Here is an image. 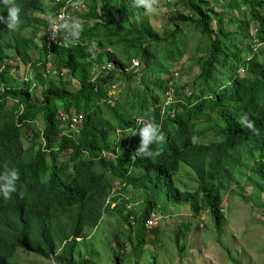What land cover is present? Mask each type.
Segmentation results:
<instances>
[{
    "label": "trees",
    "instance_id": "obj_1",
    "mask_svg": "<svg viewBox=\"0 0 264 264\" xmlns=\"http://www.w3.org/2000/svg\"><path fill=\"white\" fill-rule=\"evenodd\" d=\"M41 1L16 0L21 8V23L16 30H9L0 22L1 67L7 66L12 56L23 66L33 62L31 49L36 44L22 30L34 24L48 26V22L35 16L36 11L43 12ZM179 3L188 14L172 11L167 19L166 24L175 27L173 39L180 30L178 25L184 23L210 40L208 59L200 62L198 77L206 85L209 78L215 77L218 67L227 69L231 77L215 90L206 89L208 94L203 89L199 95L192 93L188 98L179 85L177 92L185 103L177 105L175 119H167L161 125L166 139L162 145H153L154 150L161 152L159 156H136L132 163L139 146L138 135L131 139L133 152L123 151L116 159L94 160L87 155L94 157L102 150L115 152L113 132L133 127L136 116L145 115L159 124L157 114L150 108L158 104L166 90L161 75L167 68L154 67L156 56L151 43L159 42L160 37L145 18L143 9L132 7V0H88L89 13L82 14V18L91 25L83 29L80 37L86 43L70 49L54 46V63L58 70L67 69L78 82L74 90L69 89L68 81H48L37 71L38 85H48L41 93V104L34 102L35 93L23 88L8 91L0 98V172L7 165L20 173L17 191L11 194V199L0 196V264H10L17 249L75 264V256L81 249L77 240L84 241L86 229L97 228L108 192L117 180L126 181L137 192L146 195L152 192V198L147 199L142 210L134 212L136 228L130 227L126 235L135 253L145 247L148 230L144 223L158 206V192L163 191L172 204L188 203L196 212L206 210L217 230L224 221L220 213L221 179L231 168L254 161L260 166L258 173L263 180L258 188L264 194L261 168L264 166V46L250 56L245 55L243 48L247 41L264 45V0H233L222 12L208 8L205 0H179ZM240 4L250 11L251 19L232 31L227 25L236 22L237 15L231 17V13ZM114 10L126 15L129 27L112 20ZM133 10L138 11L140 18H135ZM0 15L7 16L2 4ZM252 22L255 29L251 36L246 33L251 30ZM93 39L97 42L94 54L88 51ZM177 52L179 60L182 59L183 50ZM133 56L145 65L146 75L139 82L143 88L132 87L136 78L126 73L121 76L111 72L94 79L95 65L102 66L107 60L125 70ZM242 69L248 73L245 78L239 75ZM10 70L7 66L2 75L8 85L14 83L7 77ZM123 77L125 87L117 99L124 98L132 113H122L119 101L114 106L107 103L109 90ZM213 81H217L216 77ZM9 97L19 99L24 105L20 116L7 108ZM58 101L64 105V111L83 114L84 126L79 138L60 135ZM210 113L220 119V131L213 141L201 142L206 128L199 123L206 121ZM244 114L255 122L259 135L240 124ZM193 136L199 138L196 145L191 143ZM25 142L29 143L27 150ZM256 152H260L259 160ZM182 164L197 175L198 187L193 192L181 191L176 185L175 176ZM118 211L122 213L121 207ZM122 220L126 222L127 218ZM175 240L179 246V236ZM116 261L120 263L119 258Z\"/></svg>",
    "mask_w": 264,
    "mask_h": 264
},
{
    "label": "rangeland",
    "instance_id": "obj_2",
    "mask_svg": "<svg viewBox=\"0 0 264 264\" xmlns=\"http://www.w3.org/2000/svg\"><path fill=\"white\" fill-rule=\"evenodd\" d=\"M205 1L207 7L213 8L215 12H222L225 7L233 4V0ZM50 4L51 1L45 4L48 15L54 11ZM238 6L239 8L231 13V17L237 15L236 22H231L232 24L229 22L227 25L232 31H236L240 23H249L251 19L250 11L242 4ZM174 9L188 14L179 0H159L157 13L150 17L145 16L160 37L159 42L151 43V51L156 56L154 67L160 69L164 65L167 68V71L162 72L161 77L177 73L182 93L190 91L194 95H199L200 91L204 89L208 94L206 89H217L222 83H227L231 75L227 69L218 67L215 72L217 81L214 83L215 77L213 76L209 78V83L206 85L203 83V79L198 77L200 62L208 59L210 40L200 35L194 27L184 23L178 25L180 30L174 40L175 27L166 24ZM133 13L136 19L140 18L138 11L133 10ZM81 15L77 14L74 17L79 18L83 28L90 25L83 21ZM111 17L115 23H121L125 27L130 26L124 13L117 14L115 11ZM129 21L132 22V20ZM213 27L215 28V25ZM44 29L45 27L34 26L33 35L39 43L38 49L32 51L36 61L42 60L39 51L44 36L39 37L38 34L44 33ZM254 29L255 24L252 22V28L246 34L250 33L252 36ZM22 33L26 34V29H23ZM250 42L247 41L243 46L246 56L253 53V45ZM263 46L261 45L259 50ZM177 49L184 52L183 58L180 60ZM19 65V61L14 56L7 61L12 76L20 74L17 70ZM239 75L245 78L248 73L239 72ZM68 78L71 90L78 87V82L74 81L69 71ZM125 82L124 77L119 80V91H122ZM208 84L211 88H208ZM131 85L134 87L136 84L132 82ZM35 93L34 102L41 104L40 92L36 91ZM118 101L122 113H132L130 106L125 105L124 98L121 100L119 96ZM38 122L42 126L41 120ZM199 125L206 128V134L201 136V142L213 141L220 131V119L215 113H210L207 120L200 122ZM28 147L29 143L25 142V150ZM256 154L259 160L260 152H256ZM47 160L50 163V158ZM261 168L264 169V166ZM259 169L260 166L255 165L252 161L246 163L245 166L231 168L229 174L221 179L223 188L221 189L220 213L224 221L219 230L216 229L206 210L196 212L188 203L172 204L167 201L165 193L162 191L158 192L156 197L159 215L158 226L154 229V234H147L143 251L134 252L133 244L126 236L127 232L129 234V230L122 220L123 213L117 209L104 213L97 228L86 229V238L81 243L80 252L75 256V264H264V194H261L258 188V184L263 180L262 175L258 173ZM175 182L181 191L193 192L198 187L196 173L184 164L181 165L180 172L175 176ZM126 194L130 198V202L137 205V212L142 210L147 199L152 198V192L146 195L132 188H129ZM122 209L123 207H121V211ZM176 236L180 238L179 246L176 244ZM118 240H120L121 246ZM124 244H127L125 251H123ZM116 246L119 247L116 249ZM122 251L125 254H122ZM116 258L120 259V263L116 261ZM10 264L69 263L58 261L55 258H41L17 249Z\"/></svg>",
    "mask_w": 264,
    "mask_h": 264
},
{
    "label": "clouds",
    "instance_id": "obj_3",
    "mask_svg": "<svg viewBox=\"0 0 264 264\" xmlns=\"http://www.w3.org/2000/svg\"><path fill=\"white\" fill-rule=\"evenodd\" d=\"M84 3H85V6H86V10H84V11H74V12L68 11L67 12L68 8L77 9V8H80V7L84 6ZM158 3H159V0H132V7L138 8V9H143L144 15L146 17H150V16H153V15H155L157 13ZM0 4H2L4 6V8L6 9V12H7V16L6 17L3 16V15H0V22L5 23L9 30H16L19 27L20 23H21V20H20L21 8H20V6L17 4L16 0H0ZM52 8H54V11L52 13L53 17L50 18L49 21H47L45 19H42V20L48 22V26H41V27H45L44 33L38 34L39 37L44 36V38H43L44 41L42 42L43 44L41 45V50L39 51L42 60L36 61L33 58L32 50L36 51V49H38V47L36 45L35 48L31 49V55H32V58H33V62L31 64L26 65V66H23L19 62L20 65H19V68L17 69L18 72H20L19 75L12 76L11 72L8 73L7 77L11 78V80H13V82H14L12 85H8L6 81L2 80V75L4 74V71H5L7 66H5V67H1L0 66V68L3 69L2 73H0V87H2L4 84H7V87H8V88H6L5 92L0 93V98L6 96L8 91L18 90L20 88H23L24 91H28L29 93H35L36 91H39L40 94H41L42 91L44 90V88H46L48 85H46L44 87H41V86L38 85L37 78H36L37 71L41 73L42 77L45 80H48V81L49 80L60 81L61 79H63V80H66V81L70 82V79L68 78L67 69L63 68L62 70H58V68L56 67V65L54 63V51H53V48H54V46H58V47H60V46H63V47L72 46V47H76V46L83 45V44L86 43L85 40H80L81 34H82L83 29L85 27L83 28V25L79 21V18L74 17V16H76L77 14L89 13L90 9H89V6H88V0H66L65 10L61 11L58 14H57V12L59 11L60 8L55 5V0H54ZM177 10L178 9H174L172 11L177 12ZM68 13H70V15ZM81 17H82V15H81ZM83 21H85V20L83 19ZM88 23L91 25L90 22H88ZM34 25H37V24H34ZM90 25H88V26H90ZM27 28H29V27H27ZM47 31L51 33V35L49 36V39L58 43V44H56V43H52L51 44L50 52L52 54V58H51L50 61H48L47 58H46V55H47V52H48V44H47V42H48V40H47L48 32ZM57 37H59V39H57ZM251 44L253 45V52H257L258 48H260V46L262 45V44H259L258 41H255L254 43H251ZM255 45H256V47H255ZM96 48H97V42H96L95 39H93V40H91L89 42L88 51L90 53L94 54ZM14 58H15V56H14ZM133 59H136L138 61L134 60L132 62ZM139 62L141 64V72H142V74H141V76H139L137 78L135 76V74L130 70V66H131V63H133L134 67H138L139 66ZM48 64L50 65L49 68H50L51 71H56L58 73L57 76H54L52 74L51 75H47L46 74V71L48 69V67H47ZM108 64H111L113 66V68L112 69H108ZM130 66L127 69L124 70L123 68L117 66L113 61L105 60L104 64L102 66H98V65L94 66V68H93L94 79H96L100 75H103V74L107 75V74H109L111 72H117V74L121 75V76H125V73H126V74L132 75L133 78H136L135 84L138 87L143 88V86H140L139 82L146 75L145 65L138 58H135V56H133V58L130 60ZM28 70H30L32 72L34 83H36V88L33 91H30L29 87H21L20 86V81L19 80L20 79L22 80L25 77V75L27 74ZM243 70H245V69H242L239 72L243 73V74H246L247 73L246 70H245V72H243ZM61 73L64 74L63 77H59V74H61ZM171 75L172 74H170V75H168L166 77H162V79L165 81L166 90L160 96V100H159L158 104H156L154 107L150 108V111L155 112L157 114V116L159 118V124H157L155 122V120H153V119L146 118L145 115H139V116L135 117L138 127L133 129V130H131V135H133V136L134 135H138L140 140H139V146L136 149V153L133 156L132 163L135 161L136 156L143 157V158H153L154 156H159L161 154V152L159 150H154L153 149V145H162L164 143L165 139H166L165 135L163 134V132L161 130V125L167 119H170V120L175 119L176 116H177V105L185 103V101L182 99V97L178 95V97L182 101L178 102V103H176L174 105V109L176 110L175 117L174 118H164L163 120H161V117H160V114H159V109H158L157 105H159L161 103V100H162V98L164 97V95H165V93L167 91V82H168V78ZM74 81H76V80H74ZM178 81L179 80L177 79V84H176L177 90L179 88ZM115 84L118 85V88H117L118 94L116 96L112 97L113 100H114V104L109 103L108 102V98L109 97L107 98V103H109V104H111L113 106L115 105L116 101L118 100L117 96L122 92V91H119L120 83L117 82ZM124 87H125V85H124ZM69 89H70V86H69ZM177 94H178V92H177ZM108 95H109V92H108ZM185 95H186V91H185ZM186 97L188 98L187 95H186ZM9 99L18 101V104L15 105V106H11L10 107L8 105ZM9 99H8V102L6 103V106H8L7 108H9L10 110H15V109H19L22 106L23 107V112H24V105L21 103V101L19 99L13 98V97H9ZM22 113L17 114V115L20 116ZM79 114H81V113H79ZM57 117H58V115H57ZM239 122H240V124L243 127H246L248 130L253 132V134L259 135V130L255 127V122L253 120L249 119L247 114L242 115L240 117V121ZM134 123H135V120H134ZM132 128L133 127L129 128V129H132ZM119 129L127 130V129H122V128H118L116 130H119ZM115 131L112 134V142H113V137H114ZM77 138H79V137H77ZM198 140H199V138L196 137V136L191 137V143L193 145H196L198 143ZM113 144H114V142H113ZM130 146H131V141H130ZM132 150H133V148H132ZM123 151H125L124 148L122 149V152ZM88 157L92 158V156H88ZM130 169H132V165H130ZM19 179H20V173H19L18 169L14 168V167L9 168L7 165H5L4 171L0 172V196H2L6 200L7 199H11V194L17 191V182L19 181ZM117 181H120V182L126 184V186L124 187V189L122 191L121 196L119 197L120 202L116 206V208H114V209L105 208V203H104L103 214L107 213V212H110V211H116L119 207H123V209H122L123 217L127 218V221L125 222V225H126L125 227H127L128 230H129L130 227L136 228V225H137L136 224V215L134 214V212H137V210H136V206L137 205L132 203V202H130V198L126 194L127 190L129 189V186H128L127 182L124 181V180H117ZM109 193L110 192H108V195H109ZM108 195H107V197H108ZM107 197H106V199H107ZM105 202H106V200H105ZM128 205H132V209L128 213H126V208H127ZM155 210L158 211V206L155 207L154 209H152V211H155ZM130 215H133L135 217V225H132L129 222V216ZM102 217H103V215H102ZM146 220H145V222H146ZM144 228H145V223H144ZM154 229L148 230V232H146V234H154V232H155ZM77 241L80 242V243L83 242L82 239H78ZM126 246H127V244H124V250L123 251H125ZM117 247H119V246H116L115 248L117 249ZM123 251L121 253L125 254Z\"/></svg>",
    "mask_w": 264,
    "mask_h": 264
},
{
    "label": "built area",
    "instance_id": "obj_4",
    "mask_svg": "<svg viewBox=\"0 0 264 264\" xmlns=\"http://www.w3.org/2000/svg\"><path fill=\"white\" fill-rule=\"evenodd\" d=\"M65 4H66V0H55V5L58 6L60 9L57 12L60 13L61 11L65 10ZM86 10V6L84 3V6L77 8V9H71L68 8V11L74 12V11H84ZM70 15V13H68ZM48 32V31H47ZM51 35L50 32H48V37H47V44H48V52L46 55V58L48 61L51 60L52 58V54L50 52V47L49 44L52 43H56L55 41H52L49 39V36ZM57 39H59V37H57ZM256 47V45H255ZM138 61L136 59H133V61ZM49 64L47 65L48 69L46 71L47 75H54L57 76L58 73L56 71H51L49 68ZM113 66L111 64H108V69H112ZM130 70L135 74V76L138 78L139 76H141L142 72H141V64L139 62V66L138 67H134L133 63H131L130 66ZM3 69L0 68V73H2ZM243 72H245V70H243ZM64 74L61 73L59 74V77H63ZM177 79H178V74L174 73L172 74L169 78H168V82H167V91L164 95V97L161 100V103L159 105H157L158 109H159V114L161 117V120H163L164 118H174L176 115V110L174 109V105L178 102H181L182 100L178 97L177 94ZM20 81V86L21 87H29L30 91H33L36 88V83H34L33 80V76H32V72L30 70H28L27 74L25 75V77ZM7 84H4L2 87H0V93H3L6 91ZM117 88L118 85H113L111 90L109 91V95H108V102L111 104H114V100H113V96H116L118 94L117 92ZM186 95L188 97H190L192 95V92L190 91H186ZM18 104V101L16 100H10L8 102V105L11 106H15ZM57 105L59 106V111H58V120L60 122V126H61V136L62 137H69V138H73V139H77V137H79L81 135L83 126H84V116L82 114L76 113V112H66L64 111V105L62 104V102L58 101ZM15 114H20L23 112V107L21 106L19 109H15ZM138 125L136 123V119H135V123L132 129H127V130H116L114 133V137H113V142H114V148H115V152L112 151H106V150H102L100 153H98L96 156L92 157L94 160H108V159H116L118 158V156L122 153V149L124 148L125 151L127 152H133L131 146H130V141L133 135H131V130L137 128ZM88 156H90L89 154H87ZM126 186V184L120 182V181H115L113 182V184L111 185V190L110 193L106 199L105 202V208H111L114 209L116 208V206L119 204L120 199L119 197L122 194V191L124 189V187ZM132 209V205H128L126 208V213H128L130 210ZM158 220H159V215H158V211H152L149 215V217L147 218L146 222H145V228L147 230H151L154 229L158 226ZM129 222L132 225H135V217L133 215L129 216Z\"/></svg>",
    "mask_w": 264,
    "mask_h": 264
},
{
    "label": "crops",
    "instance_id": "obj_5",
    "mask_svg": "<svg viewBox=\"0 0 264 264\" xmlns=\"http://www.w3.org/2000/svg\"><path fill=\"white\" fill-rule=\"evenodd\" d=\"M51 1V6H53V1L54 0H42L41 1V5H42V7H43V12H41V11H36L35 12V16L36 17H39V18H41V19H45V20H47V21H49V19L50 18H52L53 17V14H51V15H48V12L46 11V3H49ZM108 1H110V0H108ZM172 6V5H171ZM34 26L35 25H33V26H31V28L29 27V29L27 28H25L26 29V34H24L25 36H27V37H29V38H31L35 43H36V45H37V47H39V43H38V41L36 40V37L33 35V30H34ZM44 40H42V42H43ZM43 43H41V45H42ZM41 45H40V47H41ZM33 51V50H32Z\"/></svg>",
    "mask_w": 264,
    "mask_h": 264
},
{
    "label": "water",
    "instance_id": "obj_6",
    "mask_svg": "<svg viewBox=\"0 0 264 264\" xmlns=\"http://www.w3.org/2000/svg\"><path fill=\"white\" fill-rule=\"evenodd\" d=\"M61 48H66V49H70V48H72V46H70V47H63V46H60Z\"/></svg>",
    "mask_w": 264,
    "mask_h": 264
},
{
    "label": "bare ground",
    "instance_id": "obj_7",
    "mask_svg": "<svg viewBox=\"0 0 264 264\" xmlns=\"http://www.w3.org/2000/svg\"><path fill=\"white\" fill-rule=\"evenodd\" d=\"M49 46H51V44H49Z\"/></svg>",
    "mask_w": 264,
    "mask_h": 264
}]
</instances>
